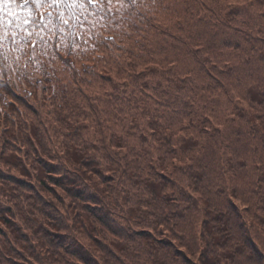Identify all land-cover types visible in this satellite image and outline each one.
Returning a JSON list of instances; mask_svg holds the SVG:
<instances>
[{
    "label": "trees",
    "instance_id": "16d2710c",
    "mask_svg": "<svg viewBox=\"0 0 264 264\" xmlns=\"http://www.w3.org/2000/svg\"><path fill=\"white\" fill-rule=\"evenodd\" d=\"M115 1L129 5L136 16L148 20L152 2L160 0H112L111 4L105 0L102 11L88 6L81 15L82 27L65 28L61 33L37 20L29 43L17 37L5 40L0 47V69L5 70L0 75L8 83L7 88L0 86V159L30 181L19 185L13 197L31 208L49 197L46 193L53 195L51 187L39 186L41 178L44 185L47 178L56 187L73 189L70 192L76 201L72 204L80 201L92 214L86 219L90 231H79L89 245L76 240L85 248L76 254L79 264H94L92 255L99 264H124L121 257L129 259V264H239L241 260L264 264L251 238L254 230L264 234V156H259L264 155V95H260L264 87V0H183L186 10L180 14L193 28L190 36H170L160 26L155 33L162 44L173 42L178 47L175 54L189 57L191 70L186 78L180 74L166 86L156 83L153 93L148 91L147 77L161 75L166 59L139 71L131 62V66L119 68L123 72L118 71L131 74V88L112 83L115 77L108 69L101 72L112 89L103 99L93 94L90 74L96 80L100 64L119 65L116 52L124 55L127 49L133 54L135 47L141 53L150 51L149 42L142 39L127 42L128 35L125 39L104 37L107 22L100 30L93 28L90 21L108 20ZM41 11L56 14L54 9ZM35 33L43 36L45 43H39ZM76 46L79 49L72 51ZM20 61L26 63L19 65ZM32 61L39 62L42 81L33 86L15 83L23 81V74L14 77L12 69L20 70ZM252 73L260 74L258 84L243 88L244 107H236V86ZM17 92L34 98L41 92L52 109L45 116L39 110L35 122L21 127L20 134L17 121L21 112L13 99ZM221 96L224 101H219ZM237 123L242 129L221 136V129ZM252 140L260 167L246 191L238 183L243 181L239 172L247 165L234 161L251 155L252 149H247ZM6 145L15 151L1 154ZM228 146L233 159H224ZM85 151L91 152L84 156ZM17 155L34 170L33 175L21 170ZM55 161L72 163L73 171ZM80 167L83 169L78 172ZM245 191L249 197L244 196ZM86 192L90 194L85 196ZM122 205H128L124 215L129 220L135 217L134 223L145 226L142 235L148 239H131L132 246L113 241L121 248L114 245L119 257L96 245L93 226L104 223L111 228L108 213ZM63 210L70 217L67 208ZM17 216L25 221L23 213ZM73 216L81 218L72 210ZM5 222L11 224L8 219ZM158 228L164 229L171 242L156 240ZM104 233L94 232L107 241ZM8 239L0 242V253L10 260L14 255ZM8 260L4 264H12Z\"/></svg>",
    "mask_w": 264,
    "mask_h": 264
},
{
    "label": "rangeland",
    "instance_id": "374dc122",
    "mask_svg": "<svg viewBox=\"0 0 264 264\" xmlns=\"http://www.w3.org/2000/svg\"><path fill=\"white\" fill-rule=\"evenodd\" d=\"M151 7V13L148 14V20H146L140 18L139 16H136V13L129 5L120 1H115L112 6L113 11L111 12L108 20L94 19L90 21L94 24L93 28L98 30L102 29L105 26L104 22H107L106 24L109 27L106 28L108 30L104 31V37L109 35L111 38V35H114L118 39H125L124 35H128L130 38L127 42H129V40L137 41L139 39H142V42H149L150 48V51L147 53H141V51L136 47L134 48L133 54L129 53L126 48L125 49L129 54L127 52H124V55H120L119 52H116L115 58L119 62V65L114 63L110 65L104 63L100 64L101 68L97 71L100 76L97 74L98 77L96 78V80V76L94 77L90 73H88L90 74V77L93 81V94L98 93L101 95L100 97L104 99L107 98L103 96L104 93L112 90L108 79H105L101 75V72L104 69H108L109 72H111L115 77V81L112 83H122L123 85L128 84L129 88H131V84H133L129 77L131 74L127 71H125V74L123 75L118 73V71L123 72V69L121 71L119 70L120 67H122L123 65H126L127 67L131 66V62L134 66H136L134 70L139 71L142 69L145 70L151 65L159 63L162 60L166 59L162 62H164L167 67L162 68L164 71L160 72L161 75H149L147 77V80L150 83V88L148 89V91H151L153 93H156V83H160L162 86H166V84H169L171 81L178 79L180 74L181 76L186 78V74L191 70V66L189 65V57L184 53L175 54L178 47L173 42L162 44L159 40L158 35L155 33V28L160 26L162 29L166 30V32H168V35L170 36H183L185 38H188L191 34L190 30H193V28L191 24L187 22V19L186 21L182 19V14H180V12H184L186 10V6L183 0H160L157 4L152 2ZM179 29H181L182 31L179 32ZM7 33L10 36L11 30H7ZM89 36L90 35H87V39L89 38ZM203 39L204 35L201 37V40ZM77 49H79L78 46L72 48V51L75 52ZM219 49L220 48H218L217 50V54H220ZM127 56H130L131 59L128 60L127 58H124ZM38 57L40 56L37 55V58ZM79 57L81 60H83L81 56ZM23 63L26 62L20 61L19 65ZM174 63L176 65H174ZM86 68L88 72H91L90 67L87 66ZM162 69L158 70L161 71ZM4 71L5 70L0 69V74L3 75ZM133 71L132 74L134 73ZM12 72L14 74V77H18L23 74V77L21 79L24 82L16 81L15 83L22 82L24 83L23 85H28L29 83V85L33 86L34 83H39L42 81V73L40 72L39 62H29L26 67L21 68L20 70L13 68ZM59 73H61L60 70ZM257 79H260V74L252 73L248 76L245 75L242 78V81H239L236 86L237 95L234 101L236 107H244L242 103L244 102L243 99L246 98V92L243 91V88L247 84H258V82H256ZM39 86L40 85H37V90H39ZM24 91L27 92L28 90ZM23 93L25 92H17L15 98H13L14 104L21 112V116L18 117L17 121L21 123L19 132H17L18 134H20L21 127L25 128L30 123L35 122L39 110L43 111L42 115L44 116L47 112L52 113V109H50L49 107V102L43 101L46 98L44 94L39 92V97L34 98L30 95L26 96ZM143 95L145 97H148L147 95H145V93ZM260 95H264V87H262ZM222 97L223 96L220 97L219 101H224V98ZM238 97L241 99L240 101H238ZM248 112L249 111L247 109L245 113ZM63 115H66V113H63ZM13 124L15 125V123ZM237 128L242 129V124L237 123L233 128L221 129V136L225 137L226 135H228L231 129H233V133L235 134ZM251 139H253V137H251ZM252 142L253 143L249 144L250 147L247 149H252L251 155H248V157L246 158L238 159L236 162L234 161V164L243 163L247 165L246 169H243L242 172H239L243 181H239L238 183V187H242L246 191L250 189V184L253 182V178H255L254 176L256 167H260L255 154V151L258 149H256L254 140H252ZM17 145L18 144H16V146ZM228 147L229 149L224 159L227 157H231L229 152L231 147ZM245 150L246 148L243 149V151ZM13 151H15V149L12 145H6L2 148L1 154L9 155ZM89 152L85 151L84 156ZM154 152L158 153V150L154 149ZM259 156L261 158L264 155L259 154ZM15 159L20 162L22 166L21 170L25 174L33 175L35 173L34 170L28 166L22 156L17 155ZM55 163L65 165L69 171H73L72 163H61L57 161H55ZM82 169L83 168L80 167L78 172H81ZM111 174L114 175L113 173ZM42 180L43 178H41V183L39 184V186L51 187V190H53L54 194L52 195L46 193V195H48L49 197H47L46 199H41L33 207L28 208L27 203H24L19 199H15L13 197V193L15 191H18L19 185L30 183L29 179L23 177L19 170L13 168L10 169L6 162L0 159V214L2 215V219H0V242L5 241L6 238H9L8 242L14 255L10 258V260H8L5 257L6 255L0 253V264H4L6 260L11 261L12 264H79V261L76 259V254L77 252L81 251L80 248H85L84 246H82V244L76 242V240L83 241L87 245H89L79 234V231L81 228H84L88 232L90 231V226L88 223L89 220L86 219H91L92 214L88 210L83 208V205L80 201L72 204L73 201H76L74 195H72V193L70 192V190L73 189L67 187L61 189L62 187H56L47 178H45L47 184L44 185L42 183ZM244 183H246L247 186ZM246 191L244 192V196L249 197ZM8 192H12V195L10 196ZM89 194V192H86L85 196H88ZM249 194L251 195L250 191ZM64 207L67 208V212L70 214V217H67L66 211L63 210ZM109 209H111V207H109ZM127 209L128 205H122L119 208L112 209L108 213V225H110L111 228H107L104 223H98L93 226V239L96 245L101 244L100 247H104L107 251L110 250V252L113 253L115 251V253L119 257H121V255L116 251L114 246L116 244H112L113 241H119L123 244L128 243L130 246H132L134 245V243L133 241H130L131 239H134L137 242L148 239L146 238L147 236L144 237L142 235V232L146 230L144 229L145 226H141L139 223H134L133 218L135 217H132L129 220L128 217L124 215L125 210ZM72 210L77 211L78 214L81 215V218L79 220H76L75 216L71 217ZM21 213H23L25 221L20 220V218L17 216ZM198 218L202 219L200 214ZM6 219L10 220L11 224H7L5 222ZM10 226L15 227L16 229H10ZM96 230H103L105 232L104 234L107 235V241H105L101 236H96L97 234H94ZM176 230L178 231V229ZM158 231L159 235L156 237V240L170 241L164 229L158 228ZM254 231L255 232H253L251 238H253V240L255 241V247L259 255L264 258V234L260 233L258 230ZM155 233H157V231ZM180 236L182 240H184V236H182L181 234ZM185 241L189 240L186 238ZM120 249L121 248L117 247V250ZM176 249L179 250L178 247ZM92 256L94 257V264H99L96 258L97 256ZM33 257L35 258L33 259ZM121 258H123L121 260L124 264H129V259H126L124 257ZM239 264L246 263L244 260H241Z\"/></svg>",
    "mask_w": 264,
    "mask_h": 264
},
{
    "label": "snow or ice",
    "instance_id": "6c2138e0",
    "mask_svg": "<svg viewBox=\"0 0 264 264\" xmlns=\"http://www.w3.org/2000/svg\"><path fill=\"white\" fill-rule=\"evenodd\" d=\"M105 0H0V47L5 40L12 41L20 37L24 43H29L34 33L32 27L37 23L46 22L50 25V30L63 32L65 28L71 29L75 26H83L81 15L92 6L97 12L102 11ZM108 4L112 0H107ZM43 9H54L56 14L51 11L42 12ZM39 12L36 16L33 13ZM6 30H11L10 36ZM26 33V35H21ZM39 37V43H45V38L35 33ZM36 45L33 44V47ZM0 86L8 87L6 80L0 78Z\"/></svg>",
    "mask_w": 264,
    "mask_h": 264
}]
</instances>
